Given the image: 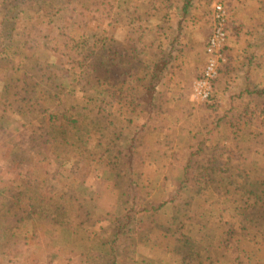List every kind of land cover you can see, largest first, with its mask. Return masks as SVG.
Returning <instances> with one entry per match:
<instances>
[{"label": "rangeland", "instance_id": "1", "mask_svg": "<svg viewBox=\"0 0 264 264\" xmlns=\"http://www.w3.org/2000/svg\"><path fill=\"white\" fill-rule=\"evenodd\" d=\"M64 1L70 9L56 3L54 10L44 11H57V18L22 15L19 36L28 45L14 49L19 52V64L0 70L5 89L11 93L18 87L40 89L45 83L68 81L66 70L78 66L74 63L76 57H90L87 70L97 66L104 72L120 68L124 77L129 72L138 85L137 78L145 74L141 72L142 61L149 62L153 55L148 53L151 43L147 46V40L152 42V38L142 34L136 17H145L159 28L154 31L159 41L180 35L184 45L175 53L156 106L139 100L132 91L123 96L122 106L133 109L128 113L129 121L124 119L125 113L114 110L113 114L121 117L112 124L114 117L109 107L105 113L96 109L93 113L79 97L64 101L67 108L75 109L84 127L82 140L72 139L69 134V146L61 158L63 166L50 168L61 169L67 182L78 180L77 186L69 200H61L54 210L36 213L39 222L48 227L35 249L26 254L13 249L3 254L0 264H108L104 256L114 242L107 237L114 231L110 227L127 226V216L131 218L129 225L119 234L124 259L118 264H167L174 263V258H187L186 264H264V93L251 90V94L230 99L229 85L233 81L224 79L225 91L218 92L224 98L215 115L206 101L195 98L193 90L198 76L217 56L206 41L213 28L211 18L217 0H197V7H201L192 10L181 30V6L173 9L176 0ZM225 1L227 30L238 26V30L232 29L233 37L229 35L227 54L244 55L250 44L256 43L249 81L256 89H264V0ZM3 2L0 0V21L4 16ZM250 12L253 20H248ZM97 43L100 47L106 43L111 51L123 49L122 62L115 61L112 53L99 51ZM57 44L62 45L59 51ZM95 47L98 50L90 55ZM137 48L142 58L138 53L134 58ZM70 54L76 57L69 60ZM240 61L248 65L247 58L241 57ZM212 87L218 99L215 85ZM2 98L0 109L4 105ZM16 113L10 115L15 121L5 129L17 133L0 144V160L5 155L6 161L8 157L17 159L16 164L40 177L45 167L37 159L44 161L50 149L45 141V124L41 119L23 120ZM2 123L0 120V126ZM131 123H138L133 126L137 136L129 129L120 134V128H128ZM87 135L94 139L86 141ZM108 149H112L111 158ZM94 155L98 160L93 164L90 159ZM100 157L111 161L109 166H103L105 162ZM190 158L197 165L186 176L183 193L193 199L170 202L184 179L174 169ZM204 166H209L211 172L202 175ZM224 171L231 172L235 183L230 184L229 178L222 181L229 176ZM108 178L113 182L121 178L122 190L106 187L104 180ZM90 186L94 187L95 198H91ZM97 192L108 200L102 202ZM80 193L82 200H90V204L75 210L73 205L78 204ZM5 200L6 196L0 194L1 210Z\"/></svg>", "mask_w": 264, "mask_h": 264}, {"label": "trees", "instance_id": "2", "mask_svg": "<svg viewBox=\"0 0 264 264\" xmlns=\"http://www.w3.org/2000/svg\"><path fill=\"white\" fill-rule=\"evenodd\" d=\"M178 1L179 0L175 1L173 9L176 11L178 5L181 6L180 11L178 12L180 17L179 30H181L183 22L190 17L192 10L201 6L197 7V0H181L180 3ZM56 3L58 5L61 4V6L65 8H71L64 0H4V16L0 21V70L2 68H12L11 66L15 65V63L19 64L16 62L19 52L17 53L14 49L17 46L28 45L23 41V38H20L19 36L20 31L18 25L20 22L24 21L22 15L28 13L46 18H57V11L55 13H44L46 9L49 11L54 10ZM227 21H229V19ZM136 25L140 27L144 36L152 38V42L147 40V46L151 43L148 46V53L153 55L149 59V62H146L145 60L142 61L141 72L145 71V74L141 78H137L139 80L138 85L135 83L136 80H134L129 72L128 76L124 77L120 68L118 71L107 70L104 72L99 69L97 65L96 69L90 65L92 69L87 70L86 67L87 63H90V57H81L80 60H76V55L71 54L69 60L76 57L74 63L78 66L66 70V73L69 74H66L68 81L58 80L53 84L45 83L40 89H20V87H18L11 93V91L5 89V80L0 77V97H3L1 102L4 104L3 109H0V120H3L4 122L2 123L3 125L0 126V144L11 138L13 134L17 133V130L15 131L14 129L13 133L10 132L9 129H5V126H10V123L15 121L10 115L17 112L16 114L21 115L23 120L30 119V121L33 122L41 119L45 124V132L47 133L45 141L50 145L48 156L44 161L41 158L37 159L38 162L43 163V167H45L43 170L44 172L40 177L32 176L27 169L16 164L18 163L17 159L12 161L10 157H8V161H6L7 155H5V157L0 160V167L2 168V170H0V194L6 196V205L2 210L0 209V259L3 254L12 253L13 249L17 252L19 251V253L29 252L28 250L31 248L35 249L36 243L39 239L41 238L42 240L44 236H46V229L48 227V225L39 222L36 213L39 211L54 210L58 204H61L59 203L61 200H69L72 191L77 186L78 180L67 182L65 181L66 174L64 175L61 169L50 168L60 164L63 166L61 158H63V155L66 152V147L69 146L68 141L71 135L72 139L77 138L82 140L80 137V134L83 132L82 123L76 118L77 113H75V109H70L65 106L66 102L64 101L66 99L81 98L83 105L93 113L95 112V109L98 110V113H102L109 107L111 109V115L114 110L120 113L123 112L127 117H124V119H128V121L130 117L128 113H132L133 109H128V107L122 106L121 103L125 100L123 96L127 95L129 91L134 92L139 100L146 101L151 105L156 106L160 87L163 85L167 71L175 59V53L184 45V42L180 38V35H177L174 39L167 40L166 42L159 41L158 36L154 33V31H158L159 28L154 26L153 22L148 23V20L145 17H136ZM232 29L238 30V26ZM232 29H228L227 31H232ZM212 30L213 29H211V34L206 40L209 47H211L210 37L212 35ZM155 36L157 38H155ZM128 40L131 39L129 38ZM97 44L99 51L109 54L112 53L115 61H120L122 56H125V53L123 55V49H120V47L111 51V48H108L106 43H102L103 47H100L99 43ZM128 45L129 43H127L126 46ZM61 46L62 45L57 44L56 51L61 50ZM228 46L221 51L222 64L219 68V75L213 80V85H215L216 90L215 95H217L218 99L214 97L213 91L210 98L206 101L207 103L205 102L209 111L216 112L215 115L218 114L219 105L224 98L221 97L223 95L219 96L220 93H218L220 90L225 91V89L222 88L224 84H227V82L222 81L224 79L226 80L227 78H230V80L233 81V83L230 82L229 85L230 99H234L237 95V98H240L244 93L251 94V90L264 93V89H256L249 81L251 75L250 64L254 62L255 55H257L258 45L256 43H251L246 53L240 56H234V54L228 55ZM97 47L92 50L90 55H94ZM137 50L138 52H136ZM137 50H134V53L136 52L134 55L135 59L137 53L140 54L141 52H139V48H137ZM248 53L251 54L250 57ZM140 56L142 58V54H140ZM127 57L130 60L134 59L132 55H128ZM241 57L247 58V66L244 65V63H241ZM224 59L226 60L225 63L223 61ZM121 62L119 63V66H121ZM128 70L131 69L128 67ZM203 75L204 72L198 76V78H201ZM239 80L241 81V84L237 85L236 81L239 83ZM217 82L219 83L218 85H216ZM241 86L243 87L242 90H240ZM238 89L240 91H238ZM112 116L114 117L112 124L121 117L116 116V114H113ZM134 124L138 123H131L128 128L125 126L121 127L120 134H123L126 129H129V132L135 133L137 136V133L133 130ZM24 127L25 126H23V128ZM20 128H18V131L21 130ZM90 139L94 138L91 135H87L86 141H89ZM107 154H109L108 157L111 158L112 149H108ZM99 159L105 162L102 164L103 166H109V163L111 162H106L102 157ZM90 160L93 161L94 164L98 158L94 155ZM227 160L229 164L231 162V157H228ZM194 165H197V163L193 164L192 159L190 158L186 164L178 165L177 168L174 169V171L177 170L180 174L182 173L184 179L181 184L177 185L176 195L175 197L173 196V199H171L170 202H176L178 198H186L188 201L193 199V196L185 195L183 190L185 188V183L188 181L185 178L188 173L191 172V168ZM201 169L203 171L202 175L211 172L209 166H204ZM224 172L229 173V176L223 177L222 181L229 178L230 184L235 183L231 172ZM100 178L101 176L98 180H100ZM50 180H54L53 183L49 184ZM167 180L169 179L167 178ZM132 181L138 183L135 179ZM104 183H107L106 187H109L110 189L115 188L117 191L122 190V187H124V185H121V178H119L117 182H113L108 178L104 180ZM122 183L124 184V182ZM211 183H213V181H211ZM89 189L93 192L91 198H95L94 187L90 186ZM115 193L117 194L118 192ZM122 193L124 192L122 191ZM82 196V193H80V201L78 199V204L73 205L76 207L75 210L84 209V203L85 206L90 204V200L83 201ZM96 196L100 197L102 202L108 200L107 198L102 197L99 192H97ZM31 199L35 200L34 203L31 202ZM79 204H83V207ZM162 206H164V204L160 207ZM130 220L131 218L127 216V226L129 225ZM127 226L117 225L114 228L110 227V229H114V231L110 235H107V237L112 238L114 242H111L109 252L104 256V260L108 264H118V262H123L124 252L119 244V240L120 235L122 234L121 231L125 230V227ZM119 231L120 233H118ZM114 235H116V238L112 237ZM144 238H146V236H144ZM104 242L106 245L108 244L107 241ZM142 242H144V240ZM144 243H148V241H145ZM114 244L117 247L113 246ZM7 246L11 247L10 251ZM28 255L30 256V254ZM187 260V258H183L181 261H176L174 258V263L170 262L167 264H186Z\"/></svg>", "mask_w": 264, "mask_h": 264}, {"label": "built area", "instance_id": "3", "mask_svg": "<svg viewBox=\"0 0 264 264\" xmlns=\"http://www.w3.org/2000/svg\"><path fill=\"white\" fill-rule=\"evenodd\" d=\"M225 2V0H218L214 6L211 18L213 30L210 45L215 49L217 56L206 66L204 75L194 83V95L198 101H207L212 95L213 80L219 75V68L222 64L221 51L227 46L229 37L226 27L228 11Z\"/></svg>", "mask_w": 264, "mask_h": 264}, {"label": "crops", "instance_id": "4", "mask_svg": "<svg viewBox=\"0 0 264 264\" xmlns=\"http://www.w3.org/2000/svg\"><path fill=\"white\" fill-rule=\"evenodd\" d=\"M251 18H254V17H253V14L250 12V14H249V16H248V20H253V19H251ZM228 33H229L230 38H231V36H232V34H233V30H232L231 32L228 31ZM232 37H233V36H232Z\"/></svg>", "mask_w": 264, "mask_h": 264}]
</instances>
